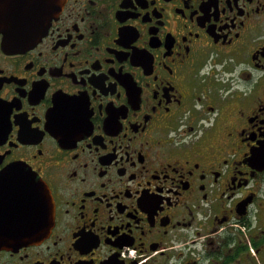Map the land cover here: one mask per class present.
<instances>
[{
	"label": "flooded vegetation",
	"instance_id": "1",
	"mask_svg": "<svg viewBox=\"0 0 264 264\" xmlns=\"http://www.w3.org/2000/svg\"><path fill=\"white\" fill-rule=\"evenodd\" d=\"M5 39L0 264H264V0H62Z\"/></svg>",
	"mask_w": 264,
	"mask_h": 264
},
{
	"label": "water",
	"instance_id": "2",
	"mask_svg": "<svg viewBox=\"0 0 264 264\" xmlns=\"http://www.w3.org/2000/svg\"><path fill=\"white\" fill-rule=\"evenodd\" d=\"M46 0H44L45 2ZM47 3V5H46ZM42 4L39 10L37 7H33L30 11L32 16L35 18L27 20L26 22L18 25L14 21H7L5 14L0 11V32H3L6 39L5 42L8 44L10 41L12 46L16 49L24 48L30 43H35L46 31L51 19L59 11L62 0H47ZM46 5V6H45ZM44 219L26 225L25 229H21L22 223L16 222V229L12 230L18 234L19 237L28 239L29 242L35 241V238L39 239L46 235L49 231L51 218L53 214L51 196L44 190ZM10 232V231H7Z\"/></svg>",
	"mask_w": 264,
	"mask_h": 264
}]
</instances>
